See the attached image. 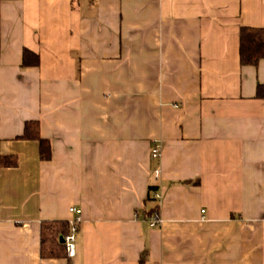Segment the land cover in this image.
Instances as JSON below:
<instances>
[{"label":"crops","instance_id":"0c3cea01","mask_svg":"<svg viewBox=\"0 0 264 264\" xmlns=\"http://www.w3.org/2000/svg\"><path fill=\"white\" fill-rule=\"evenodd\" d=\"M241 27L264 29V0H0V156L17 160L0 264H264V58L241 64ZM31 120L49 160L20 137ZM71 206L75 254L42 258L41 223Z\"/></svg>","mask_w":264,"mask_h":264},{"label":"trees","instance_id":"16d2710c","mask_svg":"<svg viewBox=\"0 0 264 264\" xmlns=\"http://www.w3.org/2000/svg\"><path fill=\"white\" fill-rule=\"evenodd\" d=\"M239 56L242 65H256L264 58V29L253 27H241L239 33ZM22 64L24 66L37 65L38 56L25 49L22 53ZM256 96L264 100V84L256 88ZM21 138L37 140L39 143V156L42 160L51 158V147L48 139L40 136L39 122L26 121ZM17 160L11 156H0V168L15 166ZM155 189V188H154ZM149 214V212H147ZM69 231L67 221H43L40 228V254L42 258L67 256L65 245L59 241ZM144 255L141 256L139 264H143Z\"/></svg>","mask_w":264,"mask_h":264},{"label":"built area","instance_id":"2783aa9c","mask_svg":"<svg viewBox=\"0 0 264 264\" xmlns=\"http://www.w3.org/2000/svg\"><path fill=\"white\" fill-rule=\"evenodd\" d=\"M161 145L158 142L153 144L151 149V157L155 160L160 157ZM155 179H158L160 176V169L157 167L153 171ZM162 192L159 189H154L151 191L147 197V203L153 202L154 206L151 208L148 214V222L150 226H159L161 224L160 217V204L162 201ZM69 212L73 215L72 218L68 221L69 231L63 236V243L65 245L66 254L68 256H73L75 254V239L76 234L79 230V224L81 221V210L75 206L69 207Z\"/></svg>","mask_w":264,"mask_h":264},{"label":"water","instance_id":"95a60500","mask_svg":"<svg viewBox=\"0 0 264 264\" xmlns=\"http://www.w3.org/2000/svg\"><path fill=\"white\" fill-rule=\"evenodd\" d=\"M59 241H60L61 243H63V236H60V237H59Z\"/></svg>","mask_w":264,"mask_h":264}]
</instances>
